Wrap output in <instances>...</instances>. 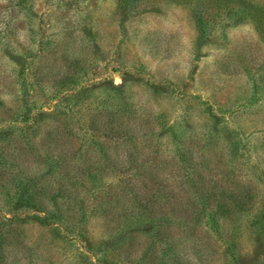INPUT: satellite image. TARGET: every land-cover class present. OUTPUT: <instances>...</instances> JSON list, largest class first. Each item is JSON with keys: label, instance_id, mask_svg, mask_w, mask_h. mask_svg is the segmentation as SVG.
I'll return each mask as SVG.
<instances>
[{"label": "trees", "instance_id": "trees-1", "mask_svg": "<svg viewBox=\"0 0 264 264\" xmlns=\"http://www.w3.org/2000/svg\"><path fill=\"white\" fill-rule=\"evenodd\" d=\"M144 1L122 0L127 18ZM174 1L196 10L203 37L206 16L224 18L237 5L236 19L254 21L264 39V4ZM72 3L45 20L35 0H0V264H264V162L252 157L264 147L224 130L218 152L209 147L218 133L183 132L170 161L127 97L84 106L99 45L83 15L89 3ZM251 212L261 237L243 253ZM29 221L56 235L35 240Z\"/></svg>", "mask_w": 264, "mask_h": 264}, {"label": "rangeland", "instance_id": "rangeland-1", "mask_svg": "<svg viewBox=\"0 0 264 264\" xmlns=\"http://www.w3.org/2000/svg\"><path fill=\"white\" fill-rule=\"evenodd\" d=\"M249 1L264 4V0ZM35 2L36 12L42 10L45 20L56 18L61 10L58 6L64 2L89 3L83 15L89 32L97 31L100 55L88 64L87 78H97L85 84L83 105L102 97H127L135 104L133 108L138 106L142 116H147L160 148L170 149L165 151L168 160H175L174 143L183 132L218 133L209 145L218 152L227 147L224 130L247 133L253 146L264 147V39L254 21L236 19L237 5L230 6L224 18L206 16L210 25L206 24L203 37L196 10L174 0H145L139 14L130 18L122 0ZM14 15L21 17L17 12ZM5 101L14 105L12 97ZM207 107L218 119L205 112ZM160 121L165 123L163 128ZM171 127L176 138L169 132ZM156 142L157 138L151 148ZM72 144L77 146L75 141ZM252 157L264 162L260 152ZM256 215L251 212L242 219L239 244L243 253L252 252L260 240V233L250 226ZM96 222H91L94 231L99 230ZM24 231L42 242L56 235L35 221L26 223Z\"/></svg>", "mask_w": 264, "mask_h": 264}]
</instances>
